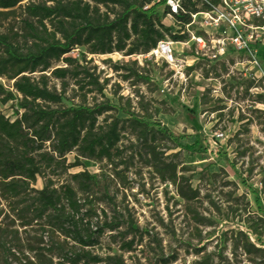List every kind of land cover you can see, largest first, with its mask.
I'll list each match as a JSON object with an SVG mask.
<instances>
[{
    "label": "trees",
    "instance_id": "trees-1",
    "mask_svg": "<svg viewBox=\"0 0 264 264\" xmlns=\"http://www.w3.org/2000/svg\"><path fill=\"white\" fill-rule=\"evenodd\" d=\"M176 1L179 13L172 23L178 28L187 24L188 16L205 10L201 7L195 11L188 0ZM206 3L212 6L215 0ZM160 8L161 4L152 0H0V22L10 18L13 11L17 14L0 34V82L5 85L4 89L0 87V108L7 105L12 117L9 122L0 117V204L10 217L8 225L14 224L22 237L30 229L39 235L34 248L21 247L19 251L14 231L0 228V264H8L6 260L50 264L51 259L53 264H121L114 258L99 260L89 251L104 234L111 243L109 235L114 234L120 241L130 238L118 246L119 251L128 254L133 238L139 242L144 236L125 218L111 220L102 213L95 214L90 207L95 201L93 195L107 202L106 193L99 188L98 178L82 171L65 176L80 168L77 161L102 162L113 169L124 167L134 158L158 183L172 188L178 200L189 203L195 199L183 180L158 162L151 144L158 141L182 153L200 152L196 146H179L183 138L171 137L143 110L137 114L123 110L115 99V105L108 104L101 96L103 83H97L83 61V56L111 54L121 59L140 58L163 38L171 43L182 42L183 37H168L160 28L158 21L165 15L162 10L156 14ZM75 50L82 51L77 53L76 61L68 56ZM118 71L123 75L121 82L147 85L137 72L127 71L124 66ZM48 81L57 84L56 91L47 88ZM67 84L76 91L78 101L63 108L60 105L65 101L62 97ZM85 96L90 97L87 104ZM115 115L124 120L114 119ZM121 141L130 148L124 161L120 157ZM134 151H139L141 158ZM69 155L70 166L64 164ZM59 177L66 182L54 189L52 181ZM35 180L40 183L37 191L32 190ZM235 180L242 187V182ZM247 194L254 214L263 218L264 210L254 193ZM258 224L263 228L262 223ZM118 229H123L121 234ZM245 231L257 237L249 227ZM5 237L15 243L16 250L5 246ZM222 237L219 235L216 242ZM153 247L155 264L173 262V258L162 257L156 244ZM230 248L231 254L238 250L247 264H264V251L248 246L243 235L234 234ZM9 252L21 261L17 263ZM200 253L196 250L194 256ZM23 254L29 255V260ZM219 259L216 253L206 254L191 264H219Z\"/></svg>",
    "mask_w": 264,
    "mask_h": 264
},
{
    "label": "rangeland",
    "instance_id": "rangeland-1",
    "mask_svg": "<svg viewBox=\"0 0 264 264\" xmlns=\"http://www.w3.org/2000/svg\"><path fill=\"white\" fill-rule=\"evenodd\" d=\"M159 12L157 10L156 14L159 15ZM16 15V11H13L10 18L0 22V34L11 20H16ZM158 23L168 37L181 32L172 21L161 18ZM182 37L187 39L184 34ZM161 41L171 43L166 38ZM257 41V45L251 49L264 77V27L257 33ZM171 50V58L175 61L187 58L184 56L190 53L189 50L179 51L174 45ZM81 52L71 51L68 56L76 61L77 53ZM245 60L244 56H234L225 51L222 57L212 62L199 59L190 65L186 63L188 66L181 69L180 74H172L159 61L147 56L125 59L114 54L108 57L83 56L85 69L96 78L98 84L103 83L101 96L108 104L115 105L117 100L123 110L134 114L143 110L171 137L183 138L179 146L194 144L200 151L182 153L171 151L158 141L151 144L154 155L159 156L158 162L171 168L173 176L181 178L184 186L195 193V199L189 203L178 200L172 188L158 183L134 158L126 161L124 167L115 166L113 169L105 167L102 162L77 161L80 168L68 171L65 176L82 171L98 178L99 188L106 193L107 202L93 195L95 201L90 207L95 214L102 213L111 220L125 218L144 235L139 242L133 238L130 253L124 254L118 246L130 238L124 237L120 241L119 236L114 237L113 234L109 235L113 238L110 243L104 234L98 245L89 251L92 256L99 260L119 259L121 264H155L152 256L156 253L153 247L156 244L162 257L173 258L171 264H191L201 255L215 253L219 255V264H247L238 250L231 254L230 247L236 233L246 237L248 246L264 251V217H256L247 194L248 191L254 193L263 211L264 100L261 79L251 80L255 81L254 84L249 81L254 73L242 66ZM122 66L143 76L147 85L138 86L131 80L121 82L123 75L118 68ZM246 75L249 78H245ZM0 87L4 89L5 85L0 82ZM47 88L56 91L57 84L48 81ZM77 97L76 91L67 84L62 97L65 103L60 106L67 108L68 105H75ZM89 98L85 96L84 103L87 104ZM0 117L7 122L12 120L7 105L0 108ZM114 119L124 120L119 115H115ZM119 146L120 157L125 160L130 148H126L123 141ZM134 152L141 158L139 151ZM71 159L72 155L65 157L64 164L70 166ZM235 178L242 182V187ZM65 182L64 177H59L52 181L53 188ZM39 186V181L35 180L32 190L37 191ZM0 211V228L10 233L14 231L19 251L23 247L34 248L39 237L35 229H30L22 237L14 224L12 227L8 225L10 217L1 204ZM258 222L262 223L263 228ZM246 227L257 237L250 236L245 231ZM122 231L118 229L117 233L121 234ZM219 235L223 237L216 242ZM43 237H40L42 246L45 244ZM3 240L7 248L17 249L9 238ZM196 250L201 252L198 256H194ZM9 254L17 263L21 261L12 252ZM22 257L26 260L30 258L24 254ZM1 260L2 255L0 263ZM5 263L15 264L10 260ZM53 263L51 259L50 264Z\"/></svg>",
    "mask_w": 264,
    "mask_h": 264
},
{
    "label": "built area",
    "instance_id": "built-area-1",
    "mask_svg": "<svg viewBox=\"0 0 264 264\" xmlns=\"http://www.w3.org/2000/svg\"><path fill=\"white\" fill-rule=\"evenodd\" d=\"M188 2L195 11L201 7L205 10L188 16L187 24L180 27L181 32L175 35L182 37L184 34L187 39L173 44L157 42L146 56L159 61L167 72L172 74H180L181 69L188 66L186 63L190 65L199 59L212 62L222 57L225 51H229L234 56H244L246 60L242 66H246L254 73L249 79L250 82L261 79L264 100V77L251 49L257 45V33L264 27V5L258 0H215V5L212 6L208 5L206 0H188ZM152 3L161 4L159 10L164 11L163 18L167 21H172V18L179 13L176 0H152ZM198 33V36H194ZM173 45L178 47L179 51L189 50L190 53L184 56L189 59L175 61L171 58ZM244 72L249 71L244 70ZM244 72L241 74L242 79ZM245 78L249 76L246 75Z\"/></svg>",
    "mask_w": 264,
    "mask_h": 264
},
{
    "label": "bare ground",
    "instance_id": "bare-ground-1",
    "mask_svg": "<svg viewBox=\"0 0 264 264\" xmlns=\"http://www.w3.org/2000/svg\"><path fill=\"white\" fill-rule=\"evenodd\" d=\"M262 4H264V1L263 0H259Z\"/></svg>",
    "mask_w": 264,
    "mask_h": 264
},
{
    "label": "water",
    "instance_id": "water-1",
    "mask_svg": "<svg viewBox=\"0 0 264 264\" xmlns=\"http://www.w3.org/2000/svg\"><path fill=\"white\" fill-rule=\"evenodd\" d=\"M264 1V0H263Z\"/></svg>",
    "mask_w": 264,
    "mask_h": 264
}]
</instances>
